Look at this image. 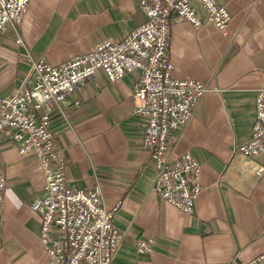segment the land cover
Instances as JSON below:
<instances>
[{"label": "crops", "instance_id": "obj_1", "mask_svg": "<svg viewBox=\"0 0 264 264\" xmlns=\"http://www.w3.org/2000/svg\"><path fill=\"white\" fill-rule=\"evenodd\" d=\"M218 2L231 15L225 31L171 20L174 77L210 90L171 150L176 158L190 152L201 164L203 189L192 214L153 191L155 169L143 148L146 122L133 115L137 75L111 83L98 72L52 110L50 127L66 151L69 187L100 186L106 208H118L113 222L124 242L116 264H232L264 254V172L257 174L264 160L236 151L252 137L256 94L264 87V0ZM146 21L140 0H31L21 25L0 38V95L14 93L32 60L62 65L105 40L124 39ZM18 147L0 134L7 180L0 264H48L41 219L30 207L42 194L44 173L37 157L21 155ZM149 238L152 252L137 254L136 242Z\"/></svg>", "mask_w": 264, "mask_h": 264}, {"label": "built area", "instance_id": "obj_2", "mask_svg": "<svg viewBox=\"0 0 264 264\" xmlns=\"http://www.w3.org/2000/svg\"><path fill=\"white\" fill-rule=\"evenodd\" d=\"M30 1L0 0V38L9 26L21 25ZM196 4L204 10V19L197 14ZM140 6L147 21L124 39L105 40L89 54L59 66L34 59L14 93L0 95V134L19 143L21 155L34 154L44 173L42 194L30 207L41 219L40 240L48 264H116L124 242V234L113 222L118 208H106L100 186L93 190L69 187L66 151L57 145L50 127L54 106L60 110L72 91L98 72L111 83L129 74L138 76L133 115L146 122L143 148L155 169V194L190 215L202 192L200 162L190 152L176 158L171 150L176 134L188 126L210 90L200 81L174 77L168 55L171 20L176 16L196 30L210 23L225 31L231 15L218 0H140ZM236 151L264 160V87L256 94L252 137ZM263 172L264 165H259L257 174ZM6 189L7 180L0 170V212ZM153 243V238L138 240L137 254L151 253ZM263 262L264 254L232 264Z\"/></svg>", "mask_w": 264, "mask_h": 264}]
</instances>
